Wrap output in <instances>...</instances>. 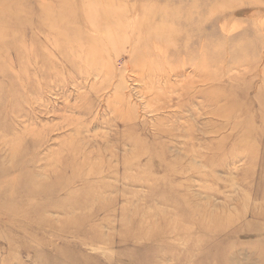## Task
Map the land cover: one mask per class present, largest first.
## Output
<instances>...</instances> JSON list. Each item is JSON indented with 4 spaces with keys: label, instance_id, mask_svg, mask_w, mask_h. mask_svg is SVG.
<instances>
[{
    "label": "rangeland",
    "instance_id": "1",
    "mask_svg": "<svg viewBox=\"0 0 264 264\" xmlns=\"http://www.w3.org/2000/svg\"><path fill=\"white\" fill-rule=\"evenodd\" d=\"M0 264H264V0H0Z\"/></svg>",
    "mask_w": 264,
    "mask_h": 264
},
{
    "label": "bare ground",
    "instance_id": "2",
    "mask_svg": "<svg viewBox=\"0 0 264 264\" xmlns=\"http://www.w3.org/2000/svg\"><path fill=\"white\" fill-rule=\"evenodd\" d=\"M4 192V190H2Z\"/></svg>",
    "mask_w": 264,
    "mask_h": 264
}]
</instances>
